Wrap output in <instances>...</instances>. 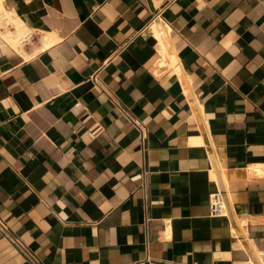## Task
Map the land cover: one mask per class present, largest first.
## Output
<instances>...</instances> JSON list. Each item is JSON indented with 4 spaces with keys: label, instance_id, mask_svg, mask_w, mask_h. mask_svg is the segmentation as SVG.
<instances>
[{
    "label": "crops",
    "instance_id": "obj_1",
    "mask_svg": "<svg viewBox=\"0 0 264 264\" xmlns=\"http://www.w3.org/2000/svg\"><path fill=\"white\" fill-rule=\"evenodd\" d=\"M0 6V222L36 260L264 264V0ZM0 264H32L1 231Z\"/></svg>",
    "mask_w": 264,
    "mask_h": 264
},
{
    "label": "bare ground",
    "instance_id": "obj_2",
    "mask_svg": "<svg viewBox=\"0 0 264 264\" xmlns=\"http://www.w3.org/2000/svg\"><path fill=\"white\" fill-rule=\"evenodd\" d=\"M5 19L14 23V30L11 35L12 37L8 39V42L16 51L24 55V57H27L24 53L23 43L28 38L30 31L28 32V28L25 27V25L16 17V15L13 12L6 11L2 6H0V23L4 21ZM52 43H53V40L49 38L48 35H45L43 39L42 47H48Z\"/></svg>",
    "mask_w": 264,
    "mask_h": 264
},
{
    "label": "built area",
    "instance_id": "obj_3",
    "mask_svg": "<svg viewBox=\"0 0 264 264\" xmlns=\"http://www.w3.org/2000/svg\"><path fill=\"white\" fill-rule=\"evenodd\" d=\"M92 82L96 83L95 77H92ZM132 122L136 125V127L138 128L140 132V143L143 146L144 141L146 139L144 130L142 127H140L138 123H136V121L132 120ZM0 231L8 237L12 245H14L20 252H22L32 264H41L38 260H36L30 254V252L24 247V245L19 241V239L15 235H13L9 230H7V228L2 222H0ZM138 264H181V263L160 261V260H154V259L147 258L144 261L139 262Z\"/></svg>",
    "mask_w": 264,
    "mask_h": 264
}]
</instances>
